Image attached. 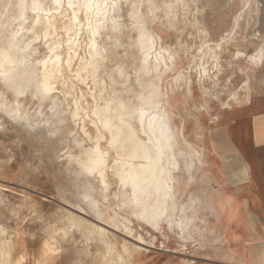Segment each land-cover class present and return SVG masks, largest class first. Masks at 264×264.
Wrapping results in <instances>:
<instances>
[{
	"label": "bare ground",
	"instance_id": "obj_1",
	"mask_svg": "<svg viewBox=\"0 0 264 264\" xmlns=\"http://www.w3.org/2000/svg\"><path fill=\"white\" fill-rule=\"evenodd\" d=\"M243 1L239 0L242 8ZM69 2L61 0L62 6L57 8L55 0H0V113L28 134L55 138V154L62 148L67 150L65 162L73 166L81 185L78 198L99 222V225L94 224L67 212L60 220L61 225L48 224L45 229L48 236L41 244L38 257L28 259L26 264H47L57 255L61 242L69 238L73 241L74 232L84 241L82 253L85 256L91 254L89 246H100L98 264H138L145 258L143 246H154L156 238L150 236L151 241L146 242L137 234L134 243L117 242L107 230L114 228L131 234L129 218L161 238L167 239L162 231L165 229L171 234L176 232V239L182 243H194V236L198 234L192 232H198V227L204 223L199 210L211 211L215 216L216 212L212 204L198 196H190L187 204L180 202L179 197L196 182L200 169L208 162L206 153L214 151L215 145L197 147L185 139V119L173 109L179 95L189 98L191 94V81L183 74L181 58V54L190 53L188 46H181L177 39L175 46L168 44L167 37L170 32L179 31L178 10L187 12L191 6L194 12L189 26L198 27L202 35L209 32L207 25L202 23L203 27H199L200 20L194 16V0H169L162 5L156 0H92L94 5H99L92 9H72L67 6ZM71 2L82 4L85 0ZM252 2L254 16L258 19L264 0ZM34 3L43 7L34 10ZM128 3L131 9L123 11ZM123 16L128 19V25L123 23ZM141 16L162 21L149 26V39L152 33L155 36L154 49L147 46L125 49L123 45H130L136 35L133 23ZM169 19L173 22L171 29L166 26ZM113 22L120 26V32L113 31ZM244 23L241 11L232 18L229 30L217 40L201 39L199 58H191L187 68L197 70L202 86L207 80L219 82L223 71L220 56L226 51L232 50L233 61L243 62L242 67H236L244 75L262 64L260 56L264 44L250 53L244 50L249 41L242 35ZM35 29L39 31L33 35ZM82 35L84 41L80 40ZM258 35L260 33L256 32L250 36L251 40H257ZM6 36L13 40L5 39ZM117 39L122 45L119 55L115 51ZM40 46L44 50L42 54H39ZM82 47L86 54L80 55ZM253 57L256 58L254 65ZM206 58L213 60L211 69ZM117 63L130 71V81H120L119 73L113 71ZM166 78L171 79L170 84ZM5 80L10 81V87H5ZM106 84L111 93L108 99L104 97ZM249 84L250 78L245 75L239 90L220 104V111L230 110L233 105L246 106L250 101ZM204 106L195 110H204ZM175 118L179 121L177 126L173 123ZM221 119L219 114L215 115L212 125H217ZM196 134L202 140V134L199 131ZM98 158L102 161L99 165L95 163ZM112 185L116 192L111 193L112 201L108 203ZM97 193L104 202L102 207L96 200ZM1 201L0 197V204ZM112 205L125 215H111ZM32 212L35 217L39 216L35 210ZM6 230L0 225V264H11L15 251L12 239L3 237ZM20 248L18 263L24 259V245ZM180 264L192 263L183 260Z\"/></svg>",
	"mask_w": 264,
	"mask_h": 264
},
{
	"label": "rangeland",
	"instance_id": "obj_2",
	"mask_svg": "<svg viewBox=\"0 0 264 264\" xmlns=\"http://www.w3.org/2000/svg\"><path fill=\"white\" fill-rule=\"evenodd\" d=\"M156 1L162 5L169 0ZM193 5L196 8L194 16L198 21L200 20L199 27L202 28L203 24L207 25L210 34L214 37V39L211 40H217L220 36L225 34L232 24V18L243 11L245 22L244 29L242 28V24L240 28L243 29L242 35L249 40L247 44L245 43L244 50L250 53L253 52L258 45L264 44V34L262 33V28L264 26V5H262L259 11L258 19L254 16L255 8L253 7L252 0H244L243 8L239 0H194ZM131 7V4L128 3L124 6L123 11H129ZM191 8H193V6H191L187 12L178 10L177 24L179 31H175L174 33L170 32L167 37V43L175 46L177 39L180 41L181 46H185L186 48L188 46L187 52L190 54H181V58H183V68L185 69L183 74L188 76L191 81V94L189 98L179 95L175 100L176 108L173 109V112L179 113L180 116L185 119L184 135L186 141L192 142V144L199 147V145L209 146L211 138L216 132L217 127L221 124L222 119H224L227 114H231L234 109H237V106L233 105L230 110L220 111V104L226 102L231 93L239 90L242 81L245 79V75L250 78V93L248 94V98L251 99L253 94L251 90V74L253 69L257 66L247 70L244 75L238 72L236 67V65L242 67L243 62L241 61L238 64V62L233 61L231 57L232 50L226 51L220 56L223 71L222 75L218 77L219 82L207 80L204 81L202 86L201 77L199 78L197 70H195V68H187L191 58L197 57L196 59L198 60V49L202 39L198 27L194 28L189 26L194 12V10L191 12ZM122 21L125 25L129 24L125 16L122 17ZM256 32L260 33L257 40H251L250 36H254ZM83 39L85 38L82 35L80 40L82 41ZM119 52L121 54V49H119ZM40 53H44L41 46L39 49V54ZM83 54H86V49L82 47L80 55ZM205 61L208 65V69H211L213 60L206 58ZM259 72L260 70L257 71V73ZM166 80L168 84L171 83L170 78H166ZM123 92L124 89L122 90V93ZM243 94L241 93V95ZM110 96V88L108 84H106L104 97L108 99ZM200 105H206V107L204 106V110H202L203 108L199 111L195 110V108H199L198 106ZM218 114L222 117L221 121L218 122L217 125H212L213 117ZM0 122V197L2 199L0 204V225L3 226L5 230L7 229L3 237L7 238V240L12 239V244L15 243V245L13 244L15 251L12 256L13 262H11V264H23V262L26 264L28 259L38 257L41 244L48 236V232L45 230L48 224L49 226L61 225L62 223L60 220L67 212L80 216L94 224H98L99 222L89 213L85 204L80 202L78 198L81 185L79 179L73 173V166L65 162L64 158L67 150L62 148V151L55 154V138H50L46 134H28L21 127L1 115V113ZM173 123L177 126V123H179L178 119L175 118ZM198 131L202 134V140L198 139V135L196 134ZM212 152L213 150L211 149L206 153V160L208 162L205 164V167L200 169L201 172L200 175L197 176L196 182L187 189L184 195L179 197V201L181 200L180 202L187 204L190 196H198L201 199H205L207 204L213 205L211 197L208 195L212 191V188L208 184V181H206L212 173L210 168L215 164V161L212 160ZM199 178L200 180H198ZM95 183L96 182H94V184ZM95 185H97V183ZM112 186L110 195L108 196V203L112 201L111 193L116 192L114 185ZM98 195L97 193L96 200L98 199V204L102 207L104 202L102 198L99 197L100 195ZM33 210L39 215L38 217L33 215ZM109 212L111 215L114 213L119 216L125 215L124 212L118 211L115 205H112ZM199 214L204 223L200 224L198 232H192L193 234H198V236H194V243H182L180 240L176 239V232H172L171 234L166 232L165 229L162 231L167 239L161 238L159 234L154 233L149 228L139 226L133 218H129L132 220L130 221V227L132 229L131 234L123 230H115L114 228L107 230L114 235L117 242L126 240L134 243L137 234H140L146 242H150L151 237L156 238L153 242L154 246H143V248L146 249L145 258L141 259L138 264H180L183 260L187 263L203 264L205 259L209 258L210 255L212 256L217 246L222 244L223 238L216 230V216L214 213L202 209L199 210ZM72 236L74 242L71 241V238H69L68 241L61 242L57 255L47 264H98L97 253L101 251L100 246L92 244L89 246L90 256H85L82 253L84 249L83 246H85L83 243L84 241L76 232H74ZM161 243H163V246H160ZM23 245L24 250L22 255H24V259L18 263L20 255L18 252ZM93 250H95V252Z\"/></svg>",
	"mask_w": 264,
	"mask_h": 264
},
{
	"label": "crops",
	"instance_id": "obj_3",
	"mask_svg": "<svg viewBox=\"0 0 264 264\" xmlns=\"http://www.w3.org/2000/svg\"><path fill=\"white\" fill-rule=\"evenodd\" d=\"M251 82L250 102L222 119L209 144L215 164L206 181L223 242L203 264H264V62Z\"/></svg>",
	"mask_w": 264,
	"mask_h": 264
},
{
	"label": "snow or ice",
	"instance_id": "obj_4",
	"mask_svg": "<svg viewBox=\"0 0 264 264\" xmlns=\"http://www.w3.org/2000/svg\"><path fill=\"white\" fill-rule=\"evenodd\" d=\"M11 6V5H9ZM55 6L57 8L61 7V0H55ZM69 8L75 9L77 7H80L82 9H92V8H99V5H94L92 3V0H85L84 3L82 4H78V3H72L71 0L69 2V4L67 5ZM108 5H105V7H107ZM34 10H38L40 8H42L43 6L39 3H34L32 5ZM112 7H115V5H112ZM133 7H135V5H133ZM37 19V23L39 22V17L36 18ZM162 21L158 20L155 17H145V16H141L139 17V19L133 23V28L136 31V35L133 36L132 42L130 45H123V47L125 49L131 47L133 49H137V48H144V47H151L154 49V45H155V36L154 33H152V39H149V32H150V25L152 24H156V23H161ZM91 26V25H90ZM169 29H171L173 27V22L169 19L168 24L166 25ZM39 29H35L33 32V35H35L36 32H38ZM113 31L114 32H120L121 28L120 26L116 25L115 22H113ZM16 35H19L18 33ZM95 35V32H93V36ZM5 39L12 41L13 37L10 36H6ZM39 38L37 37V40ZM214 39V37L210 34V32H203L202 33V40H211ZM221 44H223V41L220 42ZM122 47L121 42L119 39L116 40L115 42V51L116 54L119 55V49ZM213 48H215V45L212 46ZM127 53L125 52V55ZM236 56L239 57L240 53L237 52ZM260 60L261 62H264V51H262L261 56H260ZM251 63L254 65L256 63V58L253 57L251 59ZM114 72H118L119 76H120V81L124 82L125 80L130 81L131 80V75H130V71L125 69L123 66H121L119 63H117L116 68L113 69ZM5 87H10V81L5 80L4 82ZM48 91L47 88L44 89V92L46 93ZM258 91L260 92V94L262 96H264V83H262L259 88ZM121 107L123 108L124 105H121ZM13 116V118H15V113L11 114ZM95 163L97 165H99L100 163H102V161L98 158Z\"/></svg>",
	"mask_w": 264,
	"mask_h": 264
}]
</instances>
